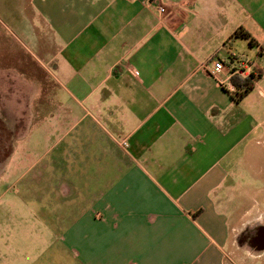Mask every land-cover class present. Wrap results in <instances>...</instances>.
Listing matches in <instances>:
<instances>
[{
    "label": "crops",
    "instance_id": "crops-1",
    "mask_svg": "<svg viewBox=\"0 0 264 264\" xmlns=\"http://www.w3.org/2000/svg\"><path fill=\"white\" fill-rule=\"evenodd\" d=\"M0 27L5 85L38 89L0 98V159L18 120L46 139L0 172V264H264L239 241L264 225V0H0ZM215 60L258 72L240 101Z\"/></svg>",
    "mask_w": 264,
    "mask_h": 264
},
{
    "label": "rangeland",
    "instance_id": "rangeland-1",
    "mask_svg": "<svg viewBox=\"0 0 264 264\" xmlns=\"http://www.w3.org/2000/svg\"><path fill=\"white\" fill-rule=\"evenodd\" d=\"M3 36H4V33L0 27V46H1V48H3V42H4ZM8 42H10V40H8ZM15 46H17V45H15ZM255 56H256V53L253 54L252 59H255ZM2 65L3 64L1 62L0 67ZM49 65H50L49 62H47V61L44 62L42 69H40V67H39V69L36 72V74H38V80L39 81L41 80L40 82H38V84L41 85L43 83L42 87L44 88V94H46V90H47V92H49L52 89V85H51V78L52 77L48 71ZM4 77H5V72L3 69H0V98H1L2 102L5 98H9L11 96H17L19 98V97H22L26 94L30 95L32 93L33 94L37 93L36 92L38 90L37 88L26 85L24 83V81H22V80L19 82L22 84L21 86H15V85L7 86V85H5ZM21 78L23 79V77H21ZM253 96L254 95L251 94V96L247 97L246 101H251ZM9 104L10 103H8V105ZM12 105H14V104H12ZM263 105H264V101H263ZM29 107H30V104H29ZM36 107H37V104L33 103L32 108L34 111L36 110ZM2 110H3V103H1V101H0V113L4 112V110L3 111ZM28 115H30V113H28ZM38 115L40 116L41 114H38ZM37 116H34V118H32L33 120L30 118L18 120V123L15 126V128H13L11 130L13 133H16V134H12V137L16 141V144H15L14 148L11 151H9L8 154H6V158L7 157L9 158L8 161L6 162V164H5L4 160H2L5 157H2V159H0L1 160L0 161V172H1V174H3V172L5 170L6 176L15 177L20 170L19 165L16 166V164H18L20 162V160L25 161L27 159V163H28L32 159L37 158L38 154H41L42 150H39V149H41L44 146L45 143L43 144V142H45L46 139H43L44 136L41 135L37 139L38 142H36L37 135L34 134V132H35L34 130H35V126H36V125H34V122H36V119H38ZM20 133H24V135L27 134V136H24V138H23L24 140L21 139L22 135ZM2 149H3V146L0 145V153H1ZM26 149L30 152V154H29V156H27L25 158L24 155H25ZM3 163H4V165H3ZM3 184L10 185L8 180ZM0 192H1V190H0ZM8 202H9V200L7 198H0V207L3 206V203L5 204ZM11 207L19 209L22 207V205H21L20 201H18L17 199H13L11 202Z\"/></svg>",
    "mask_w": 264,
    "mask_h": 264
},
{
    "label": "trees",
    "instance_id": "trees-1",
    "mask_svg": "<svg viewBox=\"0 0 264 264\" xmlns=\"http://www.w3.org/2000/svg\"><path fill=\"white\" fill-rule=\"evenodd\" d=\"M233 35L241 36L247 39L249 44L251 45L255 44V41L249 36V34L242 29L235 30ZM255 80L256 78H253L252 75L246 78H239L238 76L231 77V81L234 85V90L231 92V98L235 102L240 101L243 98V96L252 88V84ZM0 127H2L1 121H0Z\"/></svg>",
    "mask_w": 264,
    "mask_h": 264
},
{
    "label": "built area",
    "instance_id": "built-area-1",
    "mask_svg": "<svg viewBox=\"0 0 264 264\" xmlns=\"http://www.w3.org/2000/svg\"><path fill=\"white\" fill-rule=\"evenodd\" d=\"M158 10L160 12H163L164 11V6L163 5H159L158 6ZM225 71L226 72V75H227V79H230L231 76L233 75H244L246 77H249V76H253V78L256 77V75L258 74V72L256 70H249L247 72H245L244 74V71L239 69V68H235L233 66H230V64H225L223 61L221 60H215L213 62V66L211 68V70L209 71L210 74L212 76H217V74L221 71ZM232 88H233V85H230ZM124 146L126 145L125 142L122 143Z\"/></svg>",
    "mask_w": 264,
    "mask_h": 264
},
{
    "label": "flooded vegetation",
    "instance_id": "flooded-vegetation-1",
    "mask_svg": "<svg viewBox=\"0 0 264 264\" xmlns=\"http://www.w3.org/2000/svg\"><path fill=\"white\" fill-rule=\"evenodd\" d=\"M256 228V227H255ZM248 229L244 231L241 236L239 237V241L248 239L253 244L256 242V236L259 234L260 239L259 241H264V225H259L256 229Z\"/></svg>",
    "mask_w": 264,
    "mask_h": 264
}]
</instances>
